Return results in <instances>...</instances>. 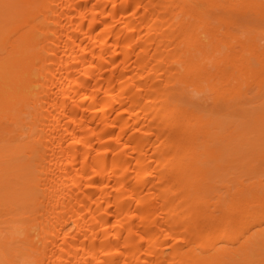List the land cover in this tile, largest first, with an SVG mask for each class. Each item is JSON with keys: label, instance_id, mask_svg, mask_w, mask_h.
Masks as SVG:
<instances>
[{"label": "bare ground", "instance_id": "6f19581e", "mask_svg": "<svg viewBox=\"0 0 264 264\" xmlns=\"http://www.w3.org/2000/svg\"><path fill=\"white\" fill-rule=\"evenodd\" d=\"M0 264H264V0H0Z\"/></svg>", "mask_w": 264, "mask_h": 264}, {"label": "rangeland", "instance_id": "374dc122", "mask_svg": "<svg viewBox=\"0 0 264 264\" xmlns=\"http://www.w3.org/2000/svg\"><path fill=\"white\" fill-rule=\"evenodd\" d=\"M246 87V86H245ZM244 88V87H243ZM245 89H248V87H246V88H244V90L243 91H246V92H248V91H250V93L252 94V93H254V89H255V86L254 85H251V87L248 89V90H245ZM249 93V92H248ZM249 93V94H250ZM250 94V95H251Z\"/></svg>", "mask_w": 264, "mask_h": 264}]
</instances>
